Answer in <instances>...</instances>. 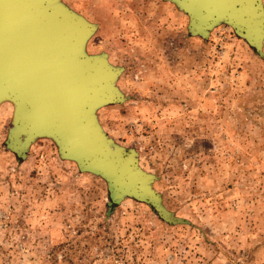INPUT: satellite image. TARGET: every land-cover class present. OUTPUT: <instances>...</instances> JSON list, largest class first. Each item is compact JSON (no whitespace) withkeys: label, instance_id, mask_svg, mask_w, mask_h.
I'll return each instance as SVG.
<instances>
[{"label":"rangeland","instance_id":"obj_1","mask_svg":"<svg viewBox=\"0 0 264 264\" xmlns=\"http://www.w3.org/2000/svg\"><path fill=\"white\" fill-rule=\"evenodd\" d=\"M62 3L97 26L86 54L121 69L124 102L99 108L100 125L182 223L132 198L111 211L106 181L51 138L20 159L4 102L0 264H264V59L226 24L192 35L166 0Z\"/></svg>","mask_w":264,"mask_h":264},{"label":"water","instance_id":"obj_2","mask_svg":"<svg viewBox=\"0 0 264 264\" xmlns=\"http://www.w3.org/2000/svg\"><path fill=\"white\" fill-rule=\"evenodd\" d=\"M166 1L189 16L192 35L208 39L226 24L264 59L262 0ZM96 30L62 0H0V105L15 107L6 146L22 159L33 143L51 138L62 160L106 181L111 211L132 198L167 224H180L163 206L156 177L140 168L136 150L117 145L98 121L99 108L124 96L116 86L121 69L105 54L85 52Z\"/></svg>","mask_w":264,"mask_h":264}]
</instances>
